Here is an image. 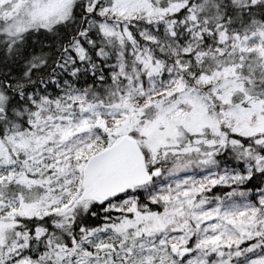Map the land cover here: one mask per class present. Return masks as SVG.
Here are the masks:
<instances>
[{
    "label": "snow or ice",
    "instance_id": "obj_1",
    "mask_svg": "<svg viewBox=\"0 0 264 264\" xmlns=\"http://www.w3.org/2000/svg\"><path fill=\"white\" fill-rule=\"evenodd\" d=\"M0 264H264V0H0Z\"/></svg>",
    "mask_w": 264,
    "mask_h": 264
}]
</instances>
